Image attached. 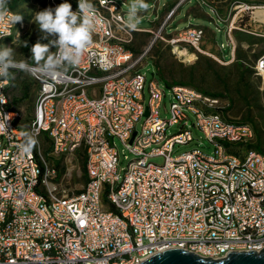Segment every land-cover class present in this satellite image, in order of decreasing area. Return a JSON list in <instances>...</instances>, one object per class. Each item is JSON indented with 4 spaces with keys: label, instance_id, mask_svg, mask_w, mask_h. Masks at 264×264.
<instances>
[{
    "label": "built area",
    "instance_id": "1",
    "mask_svg": "<svg viewBox=\"0 0 264 264\" xmlns=\"http://www.w3.org/2000/svg\"><path fill=\"white\" fill-rule=\"evenodd\" d=\"M185 1L178 0L173 11ZM64 2L78 10V0H45L43 10ZM92 3L99 19L78 66L53 74L27 62L38 84L29 121L13 98L24 70L0 78V264H139L168 248L216 259L260 251L264 150L251 147L254 125L227 116L221 97L167 87L159 79L149 81L145 104L147 77L139 65L147 51L137 55L126 44L142 28L126 26L116 0ZM17 16L0 8V46L27 32ZM176 33L171 43L185 50L181 55L188 53L185 45L203 51L202 26ZM253 68L264 82V50ZM163 104L169 118L161 115ZM190 114L214 150L174 156L177 146L194 139ZM175 124L180 130L169 134ZM26 134L36 140L28 153L21 149ZM114 138L134 155L123 173ZM79 150L87 179L71 194L64 181L73 172L72 159L65 163L64 157ZM153 156H163V163L150 161Z\"/></svg>",
    "mask_w": 264,
    "mask_h": 264
},
{
    "label": "rangeland",
    "instance_id": "2",
    "mask_svg": "<svg viewBox=\"0 0 264 264\" xmlns=\"http://www.w3.org/2000/svg\"><path fill=\"white\" fill-rule=\"evenodd\" d=\"M178 0H146L147 11L139 12L140 22L137 27L140 31H133L128 47L137 55L147 51L146 58L139 66L147 77L145 87V104L150 96L148 83L151 79H159L169 83L182 82L208 90L219 95L226 105L225 114L234 120L251 121L258 132L264 147V82L254 73V64L264 50V24L258 13L259 6H264V0H187L175 9ZM124 19L132 0H116ZM45 0H4L0 8H8L22 16L27 23V32L16 37L3 46L13 47L16 51V60L31 59V46L39 40L48 43L53 37L42 39V33L37 24L33 23V16L42 11ZM190 25L202 26L205 37L201 44L203 51L185 45L188 53L184 56L176 49L171 40L176 32L184 30ZM229 27L232 28L229 32ZM19 38V39H18ZM235 52L233 56V43ZM28 46L24 47L23 42ZM180 49L184 46L179 44ZM55 51V48L51 49ZM193 54V57H189ZM159 69V71L157 70ZM161 75V77H160ZM162 78V79H161ZM16 87L13 92L15 104L22 108L25 120L29 121L34 113L37 101L38 84L28 71L24 70L16 77ZM163 82V81H162ZM170 88H167L165 104L170 107ZM164 118L170 117L164 104L161 109ZM190 129L193 141L177 146L173 155H178L193 148H200L206 153L214 150V145L193 126L194 116L190 114ZM145 117L137 122V129L141 130ZM180 130V125H172L168 133L173 134ZM115 145L120 153V167L125 169L134 155L124 146L120 139L114 138ZM46 148L47 142H44ZM260 150H264L260 147ZM83 151L65 156V163L72 159L73 172L67 176L64 185L71 194L80 191L86 182ZM62 160V159H61ZM150 161L161 164L163 156H153ZM67 161V162H66ZM68 166L67 164H65ZM65 165L61 167L65 172ZM65 175V173H61Z\"/></svg>",
    "mask_w": 264,
    "mask_h": 264
},
{
    "label": "clouds",
    "instance_id": "3",
    "mask_svg": "<svg viewBox=\"0 0 264 264\" xmlns=\"http://www.w3.org/2000/svg\"><path fill=\"white\" fill-rule=\"evenodd\" d=\"M3 3L4 0H0V5ZM148 7L146 0H132L126 26L135 30L140 22L139 12L147 11ZM22 18L17 16L14 19L18 22ZM98 19L92 0H78L77 11L72 10L70 3L64 2L55 9L47 8L37 12L33 16V23L37 24L43 34L42 39L53 38L48 43L37 40L30 49L31 59L45 71L53 74L78 66L84 50L92 42ZM23 46H28L26 41L23 42ZM52 48H55V51H52ZM15 57L16 51L13 47L0 46V78L11 79L12 69L27 70L30 67L26 60L18 61ZM35 144L36 140L26 134V143L21 145V149L28 153Z\"/></svg>",
    "mask_w": 264,
    "mask_h": 264
},
{
    "label": "water",
    "instance_id": "4",
    "mask_svg": "<svg viewBox=\"0 0 264 264\" xmlns=\"http://www.w3.org/2000/svg\"><path fill=\"white\" fill-rule=\"evenodd\" d=\"M148 112H146V115ZM136 132H134L135 136ZM133 138L131 139L132 142ZM139 264H264V248L260 251H231L226 257H204L183 248H168Z\"/></svg>",
    "mask_w": 264,
    "mask_h": 264
},
{
    "label": "trees",
    "instance_id": "5",
    "mask_svg": "<svg viewBox=\"0 0 264 264\" xmlns=\"http://www.w3.org/2000/svg\"><path fill=\"white\" fill-rule=\"evenodd\" d=\"M158 71H159V69H157ZM160 77H161V75H160ZM162 79V78H161ZM162 81H163V83L167 86V87H171V86H174V85H183V86H189V87H193V88H196V89H198V90H200V91H202V92H204V93H207V94H209V95H211V96H217V97H220L219 95H217L216 93H212V92H210V91H208V90H204V89H201V88H199V87H196V86H192V85H189V84H186V83H182V82H173V83H169V82H167V81H164L163 79H162ZM241 121H245V120H241ZM246 122H251V121H246ZM252 123V122H251ZM253 124V123H252ZM254 125V124H253ZM254 127H255V125H254ZM255 129H256V127H255ZM256 133H257V140H256V142L254 143V144H252L251 145V147H253V148H256L257 150H260V147H262L263 149H264V147H263V145H262V141H261V139H260V136H258V132H257V129H256ZM84 169H85V173H86V168H85V165H84ZM86 179H87V175H86Z\"/></svg>",
    "mask_w": 264,
    "mask_h": 264
},
{
    "label": "bare ground",
    "instance_id": "6",
    "mask_svg": "<svg viewBox=\"0 0 264 264\" xmlns=\"http://www.w3.org/2000/svg\"><path fill=\"white\" fill-rule=\"evenodd\" d=\"M256 13H258L259 17L264 21V6L258 7ZM185 53V50L181 51L180 54ZM189 57H193V54H191Z\"/></svg>",
    "mask_w": 264,
    "mask_h": 264
},
{
    "label": "crops",
    "instance_id": "7",
    "mask_svg": "<svg viewBox=\"0 0 264 264\" xmlns=\"http://www.w3.org/2000/svg\"><path fill=\"white\" fill-rule=\"evenodd\" d=\"M234 52H235V47H233V56H234Z\"/></svg>",
    "mask_w": 264,
    "mask_h": 264
}]
</instances>
